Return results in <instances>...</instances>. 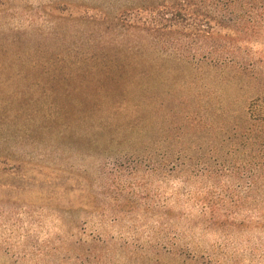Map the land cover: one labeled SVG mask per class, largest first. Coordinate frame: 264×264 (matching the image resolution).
<instances>
[{"label":"trees","instance_id":"1","mask_svg":"<svg viewBox=\"0 0 264 264\" xmlns=\"http://www.w3.org/2000/svg\"><path fill=\"white\" fill-rule=\"evenodd\" d=\"M109 4L97 21L106 23L100 38L111 49L104 74L113 87L105 102L115 109L94 133L118 136L126 152H96L93 184L103 205L93 194V216L140 220L129 239L97 231L93 264H247L230 236L264 229V0ZM12 33L25 42L33 35ZM171 199L192 203L197 214L176 210ZM194 229L220 230L223 239L201 247Z\"/></svg>","mask_w":264,"mask_h":264},{"label":"rangeland","instance_id":"2","mask_svg":"<svg viewBox=\"0 0 264 264\" xmlns=\"http://www.w3.org/2000/svg\"><path fill=\"white\" fill-rule=\"evenodd\" d=\"M110 1L0 0V264H93L97 231L129 239V227L139 225L140 217L134 221L130 214L93 216V194L103 205L93 184L96 152L104 146L126 152L118 136L110 142L94 133L115 109L105 102L113 87V77L104 74L111 49L100 38L106 23L97 21ZM12 31L33 35L25 42ZM138 74L127 71L128 77ZM180 185L174 180L165 196ZM153 195L157 199L154 189ZM171 203L185 214L198 212L192 203ZM219 232L189 235L206 247L222 241ZM230 241L247 264L249 258L264 264V229L233 233ZM252 248H259L255 258Z\"/></svg>","mask_w":264,"mask_h":264}]
</instances>
